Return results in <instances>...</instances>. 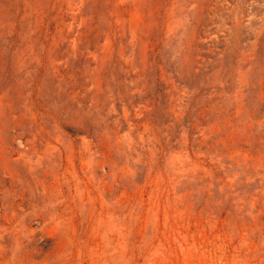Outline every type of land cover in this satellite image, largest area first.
Returning <instances> with one entry per match:
<instances>
[{
	"label": "rangeland",
	"instance_id": "374dc122",
	"mask_svg": "<svg viewBox=\"0 0 264 264\" xmlns=\"http://www.w3.org/2000/svg\"><path fill=\"white\" fill-rule=\"evenodd\" d=\"M0 264H264V0H0Z\"/></svg>",
	"mask_w": 264,
	"mask_h": 264
}]
</instances>
